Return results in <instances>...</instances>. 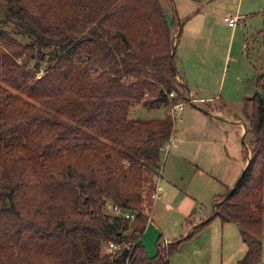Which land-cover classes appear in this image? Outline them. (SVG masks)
I'll use <instances>...</instances> for the list:
<instances>
[{
    "label": "trees",
    "instance_id": "1",
    "mask_svg": "<svg viewBox=\"0 0 264 264\" xmlns=\"http://www.w3.org/2000/svg\"><path fill=\"white\" fill-rule=\"evenodd\" d=\"M261 14L260 70L244 112L243 173L228 196L229 187L214 197L208 220L173 241L159 235L149 256L141 235L163 148L174 133L169 109L189 98L172 69L173 29L178 36L183 22L176 15L168 20L160 0H4L0 264H168L180 242L216 216L239 226L246 250L235 264L258 263L264 238ZM8 23L28 40L3 27ZM42 100L59 114L36 103ZM137 102L163 104L166 114L130 117ZM109 205L133 217L107 212ZM109 242L119 248L108 250Z\"/></svg>",
    "mask_w": 264,
    "mask_h": 264
},
{
    "label": "rangeland",
    "instance_id": "2",
    "mask_svg": "<svg viewBox=\"0 0 264 264\" xmlns=\"http://www.w3.org/2000/svg\"><path fill=\"white\" fill-rule=\"evenodd\" d=\"M160 1L164 8L168 7L166 4L169 0ZM170 1L174 15L183 22L178 36L182 37L181 41H183L189 37V34L192 36L195 34L197 27L194 28L193 25L200 22L201 15L198 13L188 17V14L195 8L194 2L198 3L201 0ZM237 1L211 0L207 17L212 26L210 32L213 34V44L210 45L215 63L213 73L198 83L191 79L187 86L191 89L194 88L193 83L197 84L199 89L202 86L203 89L198 90L199 96L217 98L215 99L216 105L224 103L221 105L227 107L226 112L237 113L242 126H245L244 112L250 109L247 98L254 91V76L260 70L258 67L262 48L258 31L262 27L261 12L264 10V0H253L252 4L246 3L250 0H243L241 9L237 8ZM3 5L4 0H0V10L3 9ZM170 11L168 7V12ZM235 13L240 14V19L234 26H231L224 20V16L230 17ZM3 27L14 32V36L19 39L28 40L26 35L16 33L12 24L8 23ZM178 61L177 58L174 66L181 75ZM190 99L189 96L188 99L179 100L183 102V105L180 109L178 108L175 117L174 127L179 140L176 142V148H174L175 145L173 147L172 141L162 152V178L166 180L173 178L178 181L183 175L185 180L184 183L178 185L181 190L179 188L174 190L176 197L173 198L170 195L167 199L168 202L170 201L169 204L177 210L167 211L164 207L156 205V200H152L149 216H152L155 210V219L158 220L157 224L160 229L156 231L150 229L148 232L146 228L141 235L142 243L153 249V255L156 242L154 240L159 232L162 233V239L167 237L169 241L184 237L187 234L183 233L184 230H190L193 224L204 220L211 214L214 197L225 193L224 184L230 187L244 168L242 167L243 156L246 154L244 145L247 144L249 135L246 134L245 143H243L238 127L227 118L216 120L208 131H198L199 121L192 117L181 119V114L183 111L185 113L192 111V104L206 105ZM36 103L59 114L52 102L42 100ZM216 105L213 104V106ZM207 110L211 112L213 109L209 107ZM165 114L166 108L163 104L147 107L142 102H137L129 109V116L133 118H161ZM175 149L178 153L174 152ZM197 166L198 174L194 175ZM162 182L163 179L160 183ZM187 204H191L189 215H180L179 213H182L181 210ZM105 210L112 211L109 206L105 207ZM160 224H164V228ZM235 227V224L223 223L218 216L213 217L198 232L180 242L177 250L170 254L168 264H235L240 258L235 263H230L229 260H233L243 242L236 234ZM202 229L206 230L199 233ZM223 229L224 231L226 229V236L222 241ZM261 258L263 260L260 259L256 264L264 263V256Z\"/></svg>",
    "mask_w": 264,
    "mask_h": 264
},
{
    "label": "crops",
    "instance_id": "3",
    "mask_svg": "<svg viewBox=\"0 0 264 264\" xmlns=\"http://www.w3.org/2000/svg\"><path fill=\"white\" fill-rule=\"evenodd\" d=\"M210 2H211V0H201L198 3L194 2L193 5L195 8L192 10V12H190V14H188V17L195 16L199 13L201 15V18H200V22H198L197 25H195V24L193 25V26H195L194 28L197 27L195 34L193 36L191 34H189V37H187V38L183 39V41H181L182 37L179 38L178 37L179 35L177 36L176 29L175 30L173 29V36L175 37V40H174V45H175L174 61L176 62L177 58H178L181 77L185 81L186 85H188V83H190L189 80H191V79H193L194 82L198 83V82H200V80L206 79V77H210V75L213 73L215 63H214V56L211 54L212 50L210 49V45L213 44L212 43V35L213 34H212V32H210V31H212V26L210 24V20L207 17L208 13H209L208 6L210 5ZM237 2H238L237 8L241 9V6L243 4V0H238ZM253 2H254L253 0H250L249 2H246V3L252 4ZM170 3H171V1L169 0V2H167V4H166V5H168L169 9H171L170 13L168 12V7L164 8V11H165V14L167 16V19L172 21V19L174 17V11H173V7H172V5H170ZM234 15L239 16L240 14L235 13ZM239 19H240V16H239ZM176 67H177V65H176ZM193 85H194V88H192V89L189 88V96L191 97L192 101L203 102V103H205L206 106L192 104V106H193L192 111H190L189 113H187V112L185 113L183 111L181 114V119L185 120L188 117L196 118L199 121V125L197 126L199 129L198 131L201 132V131L210 130L213 127L214 122H216V120L227 118V119H229L230 122L236 124V127H238V129H239L240 135H241L242 130H243V132L245 131V126H242V122L238 118L239 116L237 113L226 112L227 107L221 105L224 103H221L220 105H216L215 99H217V98L212 99L210 96H199L198 90L203 89L202 86H200L201 89H199L197 84L193 83ZM213 104H215L216 106H213ZM209 107H211V109H213L211 112L209 110H207V108H209ZM172 137H173V147L175 145L174 148H176V142L178 140L177 139L178 137H176V128L175 127H174V133H173ZM174 152L178 153V151H176V149L174 150ZM242 155H243V152H242ZM245 164H246V154L243 156L242 167H244ZM161 170H162V167H161L160 173L156 179V183L160 186V189H159L158 195L155 198H153V201L156 200L155 201L156 205L164 207L167 211H172V210L175 211V210H177V208H174L173 206H171V204H169L170 201L168 202L167 199L169 198L170 195H172L173 198L176 197V193L174 190H178V188L181 190V188L178 187V185L180 183H184L185 180L182 177L183 175L178 179V181H176L173 178H168L169 180H166V179L162 178ZM196 174H198V166L196 167V170L194 172V175H196ZM162 179H163V182L161 184L160 181ZM222 184H224V183H222ZM228 187H229L228 184H224L225 191L227 190ZM190 206H191V204H187L181 210L182 213H179V214L183 215V216L187 215L189 213L188 211H189ZM211 211H212V209H211ZM201 218H203V217H201ZM157 222H158V220L155 219V210H153V214H152V216L151 215L149 216V220H148L147 225L145 227V229L147 228L146 231H148V230L150 231V229L152 231H156V229H160ZM223 223L235 224L236 234H238L241 237L240 231H239V226L237 223H235L233 221H225ZM160 226L162 228H164V224H160ZM204 230H206V229H202L199 233L203 232ZM188 231L189 230H187V231L184 230L183 233H187ZM148 232H147V234H148ZM222 232H223V235L221 236V240L223 241L224 236H226V229H225V231L223 229ZM147 234H145V236ZM159 234L162 235L161 232H159L158 235ZM157 236H156L154 241H156ZM241 240H242V238H241ZM151 241H152V237H151ZM168 241L169 240L167 237H163V242H168ZM245 250H246V245L243 241V242H241L239 252L233 258V260H229V262L235 263L238 258H241L243 256V254L245 253ZM146 251H147V254L149 256L153 255V249L150 248V246L146 247ZM155 251H156V248H155ZM262 256H264V238L262 239L261 257ZM261 260H263V259L261 258Z\"/></svg>",
    "mask_w": 264,
    "mask_h": 264
},
{
    "label": "built area",
    "instance_id": "4",
    "mask_svg": "<svg viewBox=\"0 0 264 264\" xmlns=\"http://www.w3.org/2000/svg\"><path fill=\"white\" fill-rule=\"evenodd\" d=\"M238 19H239L238 15H233V16H230V17H228V16L224 17V20H226L228 22V24L231 25V26H234L235 23L238 21ZM172 95H173V92L169 93V96H172ZM190 100H192V99H190ZM182 105H183V102H181V101H178V102H176V103L171 105V107H170V115L173 118L176 117L177 110H178V108L180 109L182 107ZM172 141H173V137L170 138L169 142L164 146L163 150ZM159 189H160V186L156 183L155 190L151 194L152 199L155 198L158 195ZM109 207L113 210V212L115 214H120L121 213L124 217H133L132 214H130L128 212H122L116 205H109ZM117 248H119V245H117L116 243H114V242H109L108 243V246H107L108 250H115Z\"/></svg>",
    "mask_w": 264,
    "mask_h": 264
},
{
    "label": "water",
    "instance_id": "5",
    "mask_svg": "<svg viewBox=\"0 0 264 264\" xmlns=\"http://www.w3.org/2000/svg\"><path fill=\"white\" fill-rule=\"evenodd\" d=\"M174 50H175V45L173 44V51H174ZM172 69H173V71H175V68H174V67H173ZM244 134H245V131L241 134V140L243 141V143H244V136H245ZM243 170H244V169H242L240 175L237 177V179L234 181V183L228 188V190H227L225 196H228V195L232 192L233 187H234V185L236 184L237 180H238V179L240 178V176L242 175ZM214 206H215V203L212 204V209L214 208ZM211 215H212V214H210V215H209L208 217H206L204 220H208V219L211 217ZM125 251H126V248H124L123 252H125Z\"/></svg>",
    "mask_w": 264,
    "mask_h": 264
}]
</instances>
